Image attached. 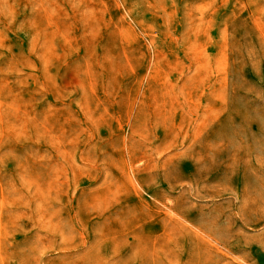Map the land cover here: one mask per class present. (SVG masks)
<instances>
[{"label": "rangeland", "instance_id": "374dc122", "mask_svg": "<svg viewBox=\"0 0 264 264\" xmlns=\"http://www.w3.org/2000/svg\"><path fill=\"white\" fill-rule=\"evenodd\" d=\"M0 264H264V0H0Z\"/></svg>", "mask_w": 264, "mask_h": 264}]
</instances>
